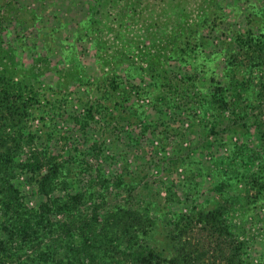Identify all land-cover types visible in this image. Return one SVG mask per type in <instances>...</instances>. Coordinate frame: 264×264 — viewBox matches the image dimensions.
Returning a JSON list of instances; mask_svg holds the SVG:
<instances>
[{
    "label": "rangeland",
    "instance_id": "rangeland-1",
    "mask_svg": "<svg viewBox=\"0 0 264 264\" xmlns=\"http://www.w3.org/2000/svg\"><path fill=\"white\" fill-rule=\"evenodd\" d=\"M0 77L26 208L120 210L116 264H264V0H0Z\"/></svg>",
    "mask_w": 264,
    "mask_h": 264
},
{
    "label": "trees",
    "instance_id": "trees-1",
    "mask_svg": "<svg viewBox=\"0 0 264 264\" xmlns=\"http://www.w3.org/2000/svg\"><path fill=\"white\" fill-rule=\"evenodd\" d=\"M7 85L0 77V93L5 90L10 93ZM8 103L0 98V264H116V254L123 245L115 242L120 238L119 232L125 239L135 227L126 225L128 219L118 215L120 210L108 214L103 222L97 217L84 222L75 211L76 196L43 202L37 210L23 205L20 187L14 183L16 175L24 169L36 172L49 162L46 153L33 154L25 163L18 160L23 150L22 140L6 133L18 120L9 113L4 115L5 110L18 105ZM49 165V175L40 181V192L45 195L50 188L57 187L55 176L60 174L64 178L61 165L52 161ZM61 214L65 220H56Z\"/></svg>",
    "mask_w": 264,
    "mask_h": 264
}]
</instances>
